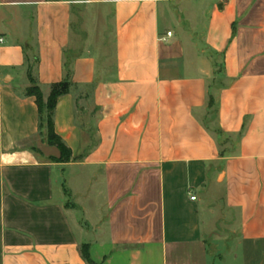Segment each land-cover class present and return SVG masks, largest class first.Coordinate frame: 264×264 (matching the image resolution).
Instances as JSON below:
<instances>
[{
    "label": "crops",
    "instance_id": "1",
    "mask_svg": "<svg viewBox=\"0 0 264 264\" xmlns=\"http://www.w3.org/2000/svg\"><path fill=\"white\" fill-rule=\"evenodd\" d=\"M30 74L46 98L72 83L70 161ZM83 244L99 264H264V0H0V264H88Z\"/></svg>",
    "mask_w": 264,
    "mask_h": 264
},
{
    "label": "trees",
    "instance_id": "2",
    "mask_svg": "<svg viewBox=\"0 0 264 264\" xmlns=\"http://www.w3.org/2000/svg\"><path fill=\"white\" fill-rule=\"evenodd\" d=\"M30 81V85L25 89V95L34 96L36 98L39 109L40 134L45 138L48 144L56 146L60 152L59 156H51L50 159L58 162L70 161L72 158V151L55 130L54 113L59 97L71 91L72 83L69 77H66L62 81L52 84L50 93L46 98L41 87L31 74ZM81 253L88 264H99L92 259L89 244L82 245Z\"/></svg>",
    "mask_w": 264,
    "mask_h": 264
},
{
    "label": "rangeland",
    "instance_id": "3",
    "mask_svg": "<svg viewBox=\"0 0 264 264\" xmlns=\"http://www.w3.org/2000/svg\"><path fill=\"white\" fill-rule=\"evenodd\" d=\"M171 4L173 5V15L171 17H168L170 20L168 21L169 25L174 31L181 32V33H185V32L187 33L186 30L188 29V25H189V22H187V19H186L188 18L187 10L189 9V5H191L192 2H184V3L175 2ZM180 9H182V11H179ZM181 16L185 17L184 20L182 21H181ZM193 19H195V21L199 20L196 16H194ZM210 250L212 253H216V248H214L213 245L210 246ZM219 263L221 264V261L216 255L211 264H219ZM226 264H230V261H228Z\"/></svg>",
    "mask_w": 264,
    "mask_h": 264
},
{
    "label": "built area",
    "instance_id": "4",
    "mask_svg": "<svg viewBox=\"0 0 264 264\" xmlns=\"http://www.w3.org/2000/svg\"><path fill=\"white\" fill-rule=\"evenodd\" d=\"M171 35H172V31L167 32V36H171ZM163 39H166V38H163ZM191 198H192V199H195L196 196H195V195H192Z\"/></svg>",
    "mask_w": 264,
    "mask_h": 264
}]
</instances>
